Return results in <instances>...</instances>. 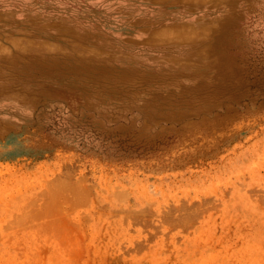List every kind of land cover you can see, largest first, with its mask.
I'll use <instances>...</instances> for the list:
<instances>
[{
	"label": "rangeland",
	"instance_id": "rangeland-1",
	"mask_svg": "<svg viewBox=\"0 0 264 264\" xmlns=\"http://www.w3.org/2000/svg\"><path fill=\"white\" fill-rule=\"evenodd\" d=\"M0 264H264V0H0Z\"/></svg>",
	"mask_w": 264,
	"mask_h": 264
}]
</instances>
